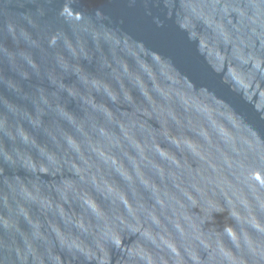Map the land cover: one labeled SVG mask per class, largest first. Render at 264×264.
Here are the masks:
<instances>
[{
	"label": "water",
	"instance_id": "obj_1",
	"mask_svg": "<svg viewBox=\"0 0 264 264\" xmlns=\"http://www.w3.org/2000/svg\"><path fill=\"white\" fill-rule=\"evenodd\" d=\"M0 264H264V0H0Z\"/></svg>",
	"mask_w": 264,
	"mask_h": 264
}]
</instances>
